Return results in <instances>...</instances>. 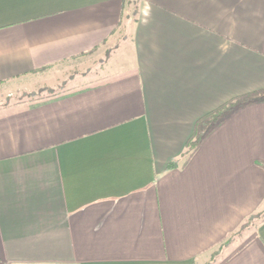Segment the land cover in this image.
<instances>
[{
  "label": "crops",
  "instance_id": "crops-1",
  "mask_svg": "<svg viewBox=\"0 0 264 264\" xmlns=\"http://www.w3.org/2000/svg\"><path fill=\"white\" fill-rule=\"evenodd\" d=\"M0 264H264V0H0Z\"/></svg>",
  "mask_w": 264,
  "mask_h": 264
},
{
  "label": "trees",
  "instance_id": "trees-1",
  "mask_svg": "<svg viewBox=\"0 0 264 264\" xmlns=\"http://www.w3.org/2000/svg\"><path fill=\"white\" fill-rule=\"evenodd\" d=\"M49 94H55V91L52 89L46 90ZM35 95V93H30L28 96ZM254 99L251 96L237 97L229 100L218 108L206 114L204 117L198 120L195 131L192 136L189 138L185 145V152L182 154L184 158V163L190 158L193 152L200 145L204 137L212 131L216 126H218L224 118L239 109L241 106L253 102ZM176 165V162H170L168 168ZM263 165V164H261Z\"/></svg>",
  "mask_w": 264,
  "mask_h": 264
},
{
  "label": "rangeland",
  "instance_id": "rangeland-1",
  "mask_svg": "<svg viewBox=\"0 0 264 264\" xmlns=\"http://www.w3.org/2000/svg\"><path fill=\"white\" fill-rule=\"evenodd\" d=\"M101 66H102V64L95 65V69L100 68ZM84 81H85V79H80V78L76 77L75 79L73 78V80L70 79L69 84L71 86V85H74L77 82H84ZM45 95H49V93L47 91L41 90V91L36 92L35 95H33V97L31 96L30 98L37 99V98H41V97H43ZM22 97L26 98L25 95H19V96H16L15 99L16 98L19 99V98H22ZM261 216H262V213L256 214V215L252 216L251 218H249V220L241 227L240 231L237 234H233L231 237L227 238L225 241L221 242L216 247V249H215L216 251H215L213 257L217 256V254L219 253V250L222 251L225 248L224 245H226V243L231 242V241L238 242L241 239H243V236H241V234H243V232L245 233V231H247L250 228L249 226L254 225L259 220V218Z\"/></svg>",
  "mask_w": 264,
  "mask_h": 264
}]
</instances>
